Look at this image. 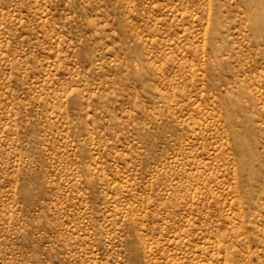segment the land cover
I'll return each mask as SVG.
<instances>
[{"label":"rangeland","instance_id":"374dc122","mask_svg":"<svg viewBox=\"0 0 264 264\" xmlns=\"http://www.w3.org/2000/svg\"><path fill=\"white\" fill-rule=\"evenodd\" d=\"M0 264H264V0H0Z\"/></svg>","mask_w":264,"mask_h":264}]
</instances>
